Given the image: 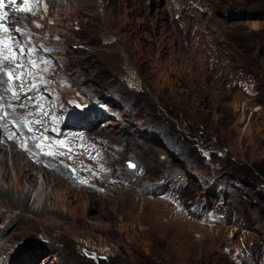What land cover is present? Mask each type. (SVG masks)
<instances>
[{
    "label": "rangeland",
    "instance_id": "1",
    "mask_svg": "<svg viewBox=\"0 0 264 264\" xmlns=\"http://www.w3.org/2000/svg\"><path fill=\"white\" fill-rule=\"evenodd\" d=\"M41 5L40 94L0 113V264H264V0ZM26 170L35 220L2 194Z\"/></svg>",
    "mask_w": 264,
    "mask_h": 264
},
{
    "label": "bare ground",
    "instance_id": "2",
    "mask_svg": "<svg viewBox=\"0 0 264 264\" xmlns=\"http://www.w3.org/2000/svg\"><path fill=\"white\" fill-rule=\"evenodd\" d=\"M43 2H47V0H0V113L3 115H7L10 112L12 104L9 105V103L15 98H20L28 93L27 96L32 97L31 101H33L40 94L39 87H36L34 83L29 85L25 81H28L29 78L34 79L32 68L36 64L37 57V54L30 50L29 40L34 34V26H31V23L29 22H33V25H40V23H42L40 20V14L41 4ZM44 7L45 5L42 6V9ZM179 30L180 33L184 31L182 27H180ZM194 47L199 54V46L194 45ZM184 57L185 55H183V58ZM196 61L197 57H195L194 60L189 58L190 69L186 68L185 70H188L189 73L193 74ZM7 66H11L16 73L14 80L10 79L9 86L13 97L9 94L7 95L6 91L8 88L5 86L1 78L2 71ZM8 75H12L10 70L8 71ZM212 79L215 80L214 77ZM18 102L20 103L19 110L22 114L21 118H23L24 113L31 103L25 102L23 99ZM22 123V125H19L20 127H23L25 121H22ZM7 124H9V120L7 121V119L0 118V134L4 132ZM4 142L5 139H2L0 135V153L2 154L0 157V166L3 168L4 173H6L7 168L4 162L6 159L7 148H5ZM82 164H84L85 170L81 182L90 187L95 185L96 189H94V192L102 190V184L104 182L103 178L107 173L106 170L100 169V167L94 169L95 167L92 166V164L85 161L82 162ZM33 174V172L28 170L22 174V180H20L17 185L18 190L16 193L11 189L2 193L8 197L9 200H12L16 205L15 209H18L22 213V216L29 220L32 218L35 220V217L30 215L31 209L28 206V198L31 196V193L30 189H23V181L33 184V180L35 179V175ZM41 188L38 189V196L42 192ZM50 203L53 208V206H55V201L51 200ZM131 207H134V205L131 204ZM44 211H49L47 197H41V202L37 208L38 213ZM52 212H54V210ZM50 239L52 240L53 238Z\"/></svg>",
    "mask_w": 264,
    "mask_h": 264
}]
</instances>
